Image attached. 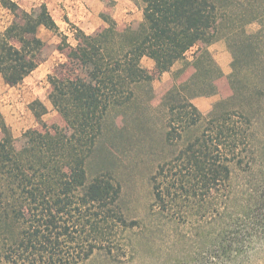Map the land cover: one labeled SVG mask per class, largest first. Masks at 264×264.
<instances>
[{"label":"trees","instance_id":"1","mask_svg":"<svg viewBox=\"0 0 264 264\" xmlns=\"http://www.w3.org/2000/svg\"><path fill=\"white\" fill-rule=\"evenodd\" d=\"M131 1L141 22L120 27L105 12L106 26L93 34L75 28L77 45L60 47L66 60L49 83L61 124L41 120L16 140L0 112V264H88L97 255L116 262L127 253L123 236L146 222H129L122 185L109 174L91 177L88 167L117 129L113 114L139 109L140 90L155 99L154 81L179 62L162 101L167 140L183 144L152 180L155 206L175 220L171 209L187 194L183 217L203 241L187 264H245L264 240V176L255 178L256 202L231 210L234 167L257 177L264 163V0ZM0 3L13 15L0 27V75L15 87L47 58L40 29L60 27L46 4L29 12L15 0ZM219 37L233 59L230 92L204 116L193 100L221 92L224 72L210 50Z\"/></svg>","mask_w":264,"mask_h":264},{"label":"rangeland","instance_id":"2","mask_svg":"<svg viewBox=\"0 0 264 264\" xmlns=\"http://www.w3.org/2000/svg\"><path fill=\"white\" fill-rule=\"evenodd\" d=\"M42 0H21L16 1L19 5L29 11H34L41 6ZM87 9L90 8V0H80ZM104 11L115 19L116 2L114 0H102ZM92 3V2H91ZM136 5V4H135ZM124 6L117 22L120 27L129 24H136L142 21L143 11L137 5L133 10H128ZM61 16H63L61 14ZM58 19V18H57ZM13 20V15L0 3V27L5 30ZM65 21V18L64 20ZM101 25L93 20L86 25V33L93 34L100 28L106 26L101 17ZM60 33L50 31L42 27L39 36L47 43L45 62L38 68L37 77L28 78L20 85L12 87L8 85L3 75H0V112L10 127L11 133L16 140L22 139L24 134L32 129L40 128V121L48 124H61V118L53 106L50 98L52 92L49 83V76L52 75L56 67L66 59L60 52L63 42H68L72 46L77 45L75 39L74 23L61 22ZM259 29L257 23L251 25L249 32H256ZM221 36V35H219ZM215 42L214 57L219 58L224 63L223 54L228 53L231 63L228 65L227 73L224 72V80L220 84L221 92L211 97H199L193 100L200 112L206 116L210 113L213 105L229 94L228 76L232 72V55L225 39ZM192 54V53H191ZM190 54V56H192ZM145 68H149V60L143 63ZM184 62L175 65L171 72L164 74L153 83L154 98L140 90L144 104L135 110L123 109L115 112L112 120L117 125V129L106 136L101 148L91 159L89 174H109L122 185L121 206L129 222H146L144 230L136 229L126 233L123 238L129 242L130 249L126 254H120V258L114 262L108 257L97 255L88 264H187V258L195 257L199 252L203 241L195 236V231L187 227L185 212H187V194L175 203L172 214L175 220H171L166 215L161 214L159 208L155 206L153 178L159 168L168 165L175 157L177 146L183 143L174 142L171 144L167 140L168 123L170 113L163 103V98L175 81L176 72L184 67ZM187 79L186 75L180 81ZM179 82V81H177ZM174 84V83H173ZM2 130L0 125V138ZM264 162V159H263ZM235 166V165H234ZM247 170V171H245ZM248 167L243 165V170L234 167L233 189H236V199L232 204V209L236 212L243 211L247 202H256L253 189L256 180H261L264 176V163H261L257 177L252 176ZM256 173V174H257ZM163 180V178H161ZM254 182V186L251 185ZM252 186V187H250ZM178 196V197H179ZM215 207H213L214 209ZM153 212L156 213L153 215ZM158 212V213H157ZM186 216V215H185ZM190 233V235H189ZM187 234L190 238H187ZM245 264H264V240L260 242L250 255Z\"/></svg>","mask_w":264,"mask_h":264},{"label":"crops","instance_id":"3","mask_svg":"<svg viewBox=\"0 0 264 264\" xmlns=\"http://www.w3.org/2000/svg\"><path fill=\"white\" fill-rule=\"evenodd\" d=\"M15 1L21 2V0H15ZM114 1L116 2V7H115L116 21L119 15H121L122 10H124V6H128L129 7L128 10H133V6H136L135 3L131 0H114ZM41 4H46L48 6L49 11L51 12L53 18L55 19L59 27H62L61 22L62 23L66 22L69 24L74 23L77 25V27H80V29H82L83 31H86V25L88 24V22H91L92 20L95 23L99 24L100 26L101 17L105 9L102 0H90V8H92V5L93 8L89 10L87 9V7H85V4H82L80 0H42ZM61 14L63 16H61ZM64 18L65 21H63ZM214 44L210 46V50L213 56H214V46H215ZM223 56L225 59L224 63L223 62L221 63L218 57L217 58L214 57V58L216 59L217 63L220 65L222 70L225 71V73H227L226 71L228 70V65H230L231 63V58L228 53L223 54ZM146 59L149 60V68L147 69L153 70L155 67L154 61L149 58H144L143 63L144 61H146ZM39 69L33 72V74H31L28 78L31 77V79H33L34 75L35 77H37L36 73H38Z\"/></svg>","mask_w":264,"mask_h":264}]
</instances>
